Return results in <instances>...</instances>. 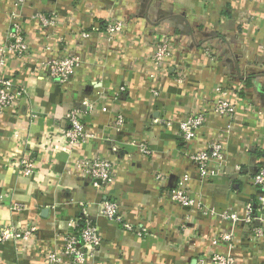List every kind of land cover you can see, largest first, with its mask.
I'll return each instance as SVG.
<instances>
[{
    "label": "crops",
    "instance_id": "crops-1",
    "mask_svg": "<svg viewBox=\"0 0 264 264\" xmlns=\"http://www.w3.org/2000/svg\"><path fill=\"white\" fill-rule=\"evenodd\" d=\"M13 8V0H0V45ZM18 11L29 51L8 56L0 75L26 94L16 111L0 114V228L35 224L38 230L32 244H0V264H46L47 250L62 246L66 220L79 217L82 204L103 240L95 264H213V253L234 264H264V241H251L243 222H220L169 197L188 174L189 194L207 207L243 215L248 202L256 206L251 177L264 165V0H27ZM38 12L55 14L56 24L40 26ZM110 20L124 22L112 40L102 32ZM85 30L87 38L80 35ZM165 37L171 52L156 64L155 45ZM67 54L82 64L64 84L37 66ZM216 85L234 96V119L208 111L195 142L185 143L179 122L204 104L210 108ZM74 108L94 137L69 148L61 129ZM119 114L125 121L117 129ZM209 141L222 144L226 160L203 181L187 153ZM25 150L36 164L31 176L15 163ZM96 157L113 166L114 180L104 190L74 166ZM106 197L146 234L103 216L99 204ZM12 202L24 209L12 212ZM224 231L233 232V241L214 244Z\"/></svg>",
    "mask_w": 264,
    "mask_h": 264
},
{
    "label": "built area",
    "instance_id": "built-area-1",
    "mask_svg": "<svg viewBox=\"0 0 264 264\" xmlns=\"http://www.w3.org/2000/svg\"><path fill=\"white\" fill-rule=\"evenodd\" d=\"M27 0H13L14 8L9 12V28L6 33L5 42L0 45V65L4 63L8 56L24 57L29 46L25 39L24 31L21 27V18L18 8H21ZM40 26L47 28L54 26L57 22L55 14H45L38 12L33 15ZM124 29V22L121 20H110L104 23L102 32L108 40H112L115 35ZM90 31H82L81 36L87 38ZM171 38L165 37L157 42L152 55L154 63H161L171 52ZM82 60L79 56L67 54L64 56H52L38 63L37 66L44 68L47 75L57 83L64 84L67 82L75 71L81 66ZM26 94V88L17 86L10 78L0 75V114L6 111H16L18 101ZM234 96L223 86L216 85L212 90L210 98V108L205 104L203 108L192 111L184 120L178 124V135L187 144L195 142L197 135L205 123L208 111L214 112L220 116L233 120L236 113V104ZM209 99V98H208ZM32 117L36 114L31 112ZM68 121L69 127L61 129V136L66 139L69 148L85 145L94 135L85 129L81 114L74 108L63 117ZM124 116L119 114L116 119L117 129L124 124ZM164 125H171L170 121L161 120ZM14 138H19V132L14 130ZM139 151L143 154H149V149L144 143L138 144ZM188 158L194 164L199 176L203 181L215 177L225 163L226 157L222 144L218 141H209L202 149H191L187 153ZM16 165L19 172L24 176H31L36 170L35 161L30 158L28 150L16 159ZM81 174L91 179V184L98 190H104L113 180V166L109 160L101 157L84 158L74 163ZM236 170L240 167L235 166ZM163 175L158 174L157 177L162 179ZM252 183L259 190L256 206L252 202H248L244 208L243 215L237 212L223 209L216 210L205 206V204L195 199L189 194L186 184L190 181V176L184 174L176 185L169 190V197L172 201L178 203L184 208H194L204 215L215 216L220 222L244 224V230L248 233V237L253 242L259 240L264 241V165L260 166L251 177ZM0 196V203H1ZM82 213L77 218H69L66 225L69 231L65 232L62 239V246L47 250L46 264H95V256L98 249L102 245V237L93 220L86 215L85 206L80 205ZM24 209L23 204L11 203L10 210L12 212H21ZM100 213L112 219L128 231H136L138 236L146 234V229L136 230L134 226L126 222L121 216L119 206L116 201L104 198L99 204ZM258 215H257V214ZM259 221L258 224L255 222ZM37 226L31 224L26 228H16L11 225L2 226L0 228V244L13 243L18 248L21 244H32L37 236ZM233 232L224 231L216 235L212 240L214 244L233 241ZM213 264H234L233 257L228 255L213 253Z\"/></svg>",
    "mask_w": 264,
    "mask_h": 264
}]
</instances>
